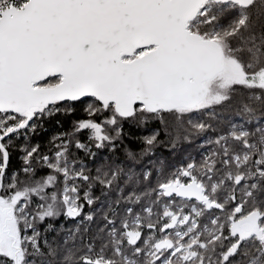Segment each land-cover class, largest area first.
I'll list each match as a JSON object with an SVG mask.
<instances>
[{
    "label": "snow or ice",
    "instance_id": "obj_1",
    "mask_svg": "<svg viewBox=\"0 0 264 264\" xmlns=\"http://www.w3.org/2000/svg\"><path fill=\"white\" fill-rule=\"evenodd\" d=\"M0 264H264V0H0Z\"/></svg>",
    "mask_w": 264,
    "mask_h": 264
},
{
    "label": "trees",
    "instance_id": "obj_2",
    "mask_svg": "<svg viewBox=\"0 0 264 264\" xmlns=\"http://www.w3.org/2000/svg\"><path fill=\"white\" fill-rule=\"evenodd\" d=\"M228 115H231L229 113ZM84 118V114L78 109L77 112L71 116V117H57L56 119H59L63 123V128L57 127L55 122H50L46 125V131L42 132L40 135L34 137V142H39L42 146V148H45V146L48 143V140L51 136H53L55 133L64 131L68 128H70V123L73 120L82 119ZM234 119H238L237 117H233ZM158 128L157 124H148L146 126H130L125 125V132L128 134V137L124 140L123 145L119 147V150L116 153H110V152H103L100 155L108 158V157H115L119 160H124L126 158L125 156V150L131 149L132 151L139 152L144 145L141 142V138L143 136H146L150 134L152 131L156 130ZM87 136V133L81 134V139L83 140ZM161 139H165V137L162 135ZM201 143L200 140H196L194 143H181L175 151H169L165 146H159L155 148V155L151 157L152 159H164L167 161V164L169 167H178L181 163L184 162L189 156V154L199 157V151H198V145ZM17 153H13L12 156V167L16 168L19 167V162L17 161ZM81 156H83V153H80ZM100 163V160L97 159V161L90 162V167H95ZM63 220L56 221L57 226H59L60 223H62Z\"/></svg>",
    "mask_w": 264,
    "mask_h": 264
}]
</instances>
